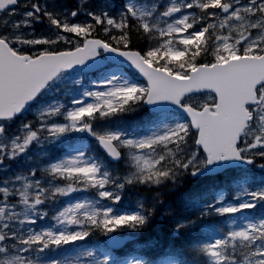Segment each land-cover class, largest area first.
Here are the masks:
<instances>
[{"label":"snow or ice","instance_id":"6c2138e0","mask_svg":"<svg viewBox=\"0 0 264 264\" xmlns=\"http://www.w3.org/2000/svg\"><path fill=\"white\" fill-rule=\"evenodd\" d=\"M109 7L0 0V264H264V175L241 167L264 173V0H168L162 9L159 0H124L115 16ZM81 14L91 22H73ZM45 22L49 34L37 36ZM98 28L107 39L94 36ZM133 31L147 38L146 50L131 47ZM102 53L123 58L116 63L126 62L146 83L101 67ZM85 73L96 75L89 87L82 84ZM61 91L72 96L71 107L44 100ZM36 105L35 121H26L24 113ZM144 105L153 107L141 128L96 124ZM71 133L92 138L103 156L82 144L43 168L8 174L7 162L27 163L34 146L43 150ZM121 162L128 169L123 176L112 168ZM231 172L237 175L228 181L235 189L229 199L214 182ZM139 185L154 190L150 200L145 195L131 210L115 207L126 187ZM91 190L94 199L57 207L59 198ZM213 215L227 227L196 240L187 258L177 247L181 237ZM165 217L166 235L175 237L165 241L169 259L113 255L121 233H141ZM94 232L108 240L78 245Z\"/></svg>","mask_w":264,"mask_h":264},{"label":"rangeland","instance_id":"374dc122","mask_svg":"<svg viewBox=\"0 0 264 264\" xmlns=\"http://www.w3.org/2000/svg\"><path fill=\"white\" fill-rule=\"evenodd\" d=\"M52 2H53V0H49L50 4ZM54 2L56 5L58 4L56 0H54ZM123 2H124V0H88V6L90 8L95 9V10H100L102 8H105L107 5H112V7L108 8V10L110 11V13L112 15L115 16L121 10ZM140 2L150 5L152 2H154V0H140ZM159 2H160L161 9H162L163 5L165 3H167L168 0H159ZM95 3H97V5ZM77 4H78V0H74L72 2V5H71L72 7H70L68 10L75 9ZM73 22L83 23V22H91V21L89 20L88 17L81 14ZM36 27H37V33H36L37 36L49 34V28H48V25L46 22L44 24L37 25ZM112 32H113V34H118V30H116V29H113ZM96 33H100L101 37H104V33L102 31H100L99 28H98ZM96 33H94V34H96ZM66 35H68L70 38H72L73 41L78 39L77 37H75L74 34H66ZM153 43H154V41H153ZM54 47H58L60 50H66L69 48H73L74 45L59 44V45H56ZM203 58L208 60L211 57L208 56V57H203ZM109 68L116 69V67H113V66H110ZM120 70L123 71V73L125 75H127L129 79L136 81V82H139V83H142L138 79V77H136L135 75H130V74L126 73L124 70H122V69H120ZM93 81H96V75L95 76H82L83 87H89L90 83ZM71 87L72 86L69 85V88H71ZM62 89H63V86H62ZM64 90H67V89H64ZM93 90H97V89L95 87H93ZM71 98H72V96H65L63 94V91H61V92L50 93L48 96H46L44 98V100L45 101L59 100L60 102L66 103V104H68L69 107H71V104H70ZM205 98H206V96L201 95V94L196 95V97H195V99L201 103L204 102ZM39 107H40V105H36L35 107H33L29 111V114L25 117L26 121H35L37 110ZM144 109L145 108L143 106L136 113L120 114V115H117L116 117H113L111 120H106V121L97 120L96 124L98 126H102V127H116V126L127 127V128H129V130H131L132 128H141L145 117L149 113L146 111V113L144 114L143 113ZM168 115L169 116H176L173 114H168ZM141 116H142V121H138L136 118H140ZM176 117L179 118V116H176ZM54 119H58L59 122H63L62 118H54ZM18 125H19V122L15 123L12 127L16 128ZM80 137H84V139L81 141L79 139ZM88 141H90L91 145L95 146V144H96L95 141L90 140L86 134H84V133H71L69 136L62 138L61 142H56L54 144H47V142H45V145L43 146V150L40 147L34 146L31 149L32 159L26 165L27 166L26 173H27L28 169L32 166L39 165V167L43 168L46 165L47 161L55 160L57 158H62L64 156L68 155L70 152H74V150L77 147H80L82 144L88 145ZM93 146H90V147L92 149H94ZM57 153H59L60 156L57 158H53ZM120 164H121V167H123L125 169V171L126 170L128 171L127 166L125 164H123L122 162ZM125 174H127V172ZM0 178H3V170L2 169H0ZM229 180H230V178H227L226 180H224L225 182H227L226 185H228ZM140 186H142V185H139V187ZM226 195L229 197V199H231L232 196L235 195V189L231 188L230 192H226ZM62 198L65 202V204L62 206H65L67 203L75 202L76 200L94 199L95 196H94V190H91V191H82V192L73 193L68 197H62ZM59 199H60V203L57 205V207H62L60 205L63 204V202L61 201V198H59ZM252 214L254 215L255 212L253 211ZM252 214H251V211L244 213V215H249V216H251ZM212 217H217V216L213 215V216H209V217L204 218V219L207 220L208 218H212ZM195 218H196V216H195ZM217 218H219V222L221 223V225L224 228H226L227 224L225 223V218H223V217H217ZM231 219H236L238 223L241 222L239 220V216L231 217ZM41 223H51V221L48 220V221H44ZM197 224H199V226H201L198 229L200 231L207 232L209 237L215 236L217 234L213 231V229L218 228L217 223H214V222L204 223V220H203L202 223L197 222ZM194 228H196V226ZM205 232H204V234H205ZM130 254L135 255L134 252H131ZM133 258L134 257H128L127 260L131 261V259H133Z\"/></svg>","mask_w":264,"mask_h":264},{"label":"trees","instance_id":"16d2710c","mask_svg":"<svg viewBox=\"0 0 264 264\" xmlns=\"http://www.w3.org/2000/svg\"><path fill=\"white\" fill-rule=\"evenodd\" d=\"M58 1V7L60 8H70L72 7V2L71 1H65V0H57ZM96 36L100 37V33H96ZM103 39H107V37L104 36ZM131 39H132V45L131 47L135 50H146L147 47L149 46V41L147 38H145L142 34H137L135 31L131 33ZM201 60L205 61L203 57L200 58ZM192 135L194 133L191 131ZM102 156V155H101ZM10 164V168L12 169V166H16L17 171H25L26 169V164L23 161H16V162H7ZM112 168H114L117 173L121 176L124 174V169L121 167V165H112ZM212 183V182H208ZM214 183L217 184H222L224 186V183L222 182V179L215 181ZM189 185H186L188 187ZM199 185H196V188H199ZM154 192V190H153ZM153 192L148 191L144 186H128L125 188L123 191V200L120 204H117L119 208H126L128 210H131L136 206V203L138 200H140L142 197L147 195L149 197V200L151 199V196L153 195ZM167 199V197H165ZM211 199V197H209ZM186 215H189L192 219H194V215L191 213H186ZM195 220V219H194ZM169 223V218L165 217L163 225L159 221H154L152 226H150L148 229L141 233H133L136 235V240L132 245H135L143 250V254H145L148 259L153 258L154 261L159 262L163 258L164 260L169 259V255H166L169 253V247L165 243V241H173L175 237H169L166 235L167 232V225ZM197 228V229H196ZM196 228H193L190 230V235L189 236H184L181 237V244L177 245V247H183L184 252L186 254V257L189 259H192L194 254L191 252V245L196 241V240H201L199 239L202 234L201 231L198 229L199 227L197 226ZM197 231V234H196ZM106 237L103 236L99 232H94L87 240H95V241H103ZM205 239V238H203ZM146 241H151V243H145ZM157 241H159V246L158 247H153L152 245L155 244ZM52 256L55 255V253H50ZM182 257H176V259H181ZM199 259V257H195Z\"/></svg>","mask_w":264,"mask_h":264},{"label":"water","instance_id":"95a60500","mask_svg":"<svg viewBox=\"0 0 264 264\" xmlns=\"http://www.w3.org/2000/svg\"><path fill=\"white\" fill-rule=\"evenodd\" d=\"M105 54V56L107 57V59L109 60V61H112V62H114V63H116V61H122V59L123 58H120V57H117V56H115L114 54H111V53H104ZM101 61V64H100V66L102 67L104 64H105V61H103V60H100ZM117 64V63H116ZM119 64H121V65H123L124 67H126L127 69H129V70H132V71H134V72H136L137 74H139L137 71H135L133 68H131V67H129L128 66V64L126 63V62H122V63H119ZM75 71H79V69H76ZM140 75V74H139ZM141 76V75H140ZM141 78L146 82V80L141 76ZM148 108H149V110H151V108L153 107V106H148V105H146ZM161 107H172V106H170V105H160ZM186 115V114H185ZM190 119V118H189ZM193 130H195V129H193ZM245 166V165H244ZM124 240H122V242H123Z\"/></svg>","mask_w":264,"mask_h":264}]
</instances>
